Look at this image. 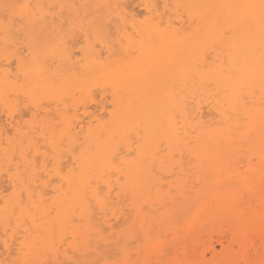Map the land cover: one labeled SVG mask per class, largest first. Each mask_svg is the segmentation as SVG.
Segmentation results:
<instances>
[{"label":"bare ground","instance_id":"6f19581e","mask_svg":"<svg viewBox=\"0 0 264 264\" xmlns=\"http://www.w3.org/2000/svg\"><path fill=\"white\" fill-rule=\"evenodd\" d=\"M7 2L0 264L264 260L261 0Z\"/></svg>","mask_w":264,"mask_h":264},{"label":"snow or ice","instance_id":"6c2138e0","mask_svg":"<svg viewBox=\"0 0 264 264\" xmlns=\"http://www.w3.org/2000/svg\"><path fill=\"white\" fill-rule=\"evenodd\" d=\"M247 7L255 8L257 6L250 5ZM258 7L260 9L262 80H264V0H261V4ZM29 8V5L9 3L7 0L0 2V13L3 16L4 30L7 32L17 24L23 25L28 19V14L25 10ZM262 92H264V84H262ZM104 264H112V262L106 261ZM259 264H264V260H261Z\"/></svg>","mask_w":264,"mask_h":264},{"label":"rangeland","instance_id":"374dc122","mask_svg":"<svg viewBox=\"0 0 264 264\" xmlns=\"http://www.w3.org/2000/svg\"><path fill=\"white\" fill-rule=\"evenodd\" d=\"M133 3H134V2H133ZM133 3H132V8H133V9H135V7H138V6H137V3H134V4H133ZM135 5H136V6H135ZM139 10H140V11H143V9L140 8V7H138L137 9H135V11H137V12H138ZM140 11H139V12H140ZM143 12H144V11H143ZM141 14H142V12H141ZM142 18H143V17H140V19H142ZM96 94H98V93H96ZM21 109H22V111H20V112H21V113L23 112V113H22L23 115L26 114V115H24V119H25V120H29L30 115L28 114V110L25 109V108H23V107H21ZM21 109H20V110H21ZM3 118H4V117H3ZM0 246H1V245H0ZM1 247H2V246H1ZM218 248L220 249V246H218ZM0 251H1V252H0V255L2 256V257H0V258H1V259H4L5 256L1 254V253L4 254V248L2 247V250L0 249ZM3 256H4V257H3ZM208 257H210V256H208ZM8 261H9V259H8ZM178 261H179V262L181 261V257H180V259H177V261H174L172 264H180L181 262L179 263Z\"/></svg>","mask_w":264,"mask_h":264}]
</instances>
